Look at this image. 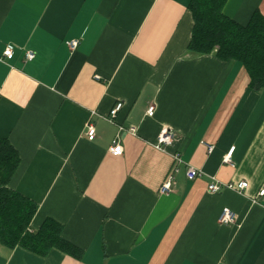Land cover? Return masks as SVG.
I'll return each instance as SVG.
<instances>
[{"label":"crops","instance_id":"0c3cea01","mask_svg":"<svg viewBox=\"0 0 264 264\" xmlns=\"http://www.w3.org/2000/svg\"><path fill=\"white\" fill-rule=\"evenodd\" d=\"M191 1L0 0V140L21 159L10 188L38 206L32 231L51 220L81 252L0 243V264H264V89L239 62L188 52ZM255 12L264 0L224 7L241 26ZM165 128L177 136L162 152ZM189 166L201 177L189 181ZM240 181L245 194L208 190ZM224 208L234 223L220 224Z\"/></svg>","mask_w":264,"mask_h":264},{"label":"trees","instance_id":"16d2710c","mask_svg":"<svg viewBox=\"0 0 264 264\" xmlns=\"http://www.w3.org/2000/svg\"><path fill=\"white\" fill-rule=\"evenodd\" d=\"M228 0H192L194 19L192 40L188 52L207 55L216 51L223 61L242 64L256 91L264 89V15L255 12L246 26H241L224 14ZM21 163L18 151L6 139L0 140V243L18 246L41 256L53 248L80 258L81 252L62 238V227L53 221L38 230L31 223L38 206L10 188Z\"/></svg>","mask_w":264,"mask_h":264},{"label":"built area","instance_id":"2783aa9c","mask_svg":"<svg viewBox=\"0 0 264 264\" xmlns=\"http://www.w3.org/2000/svg\"><path fill=\"white\" fill-rule=\"evenodd\" d=\"M78 45L77 41H73L70 43V47L72 49H75ZM14 55L13 47H8L4 52V57L6 59H12ZM35 55L32 52H29L26 56L28 60L34 59ZM99 78V77H98ZM124 105L122 103L117 104L114 109L111 111V115L109 117V121L114 122V120L117 118L118 113L122 110ZM156 108L154 106H151L148 109V116L153 117L155 114ZM119 130L123 133H129L131 135H137V129L131 127V128H125L121 126ZM88 136L89 140L92 141L96 137V130L93 126H90L88 130ZM176 132L173 129L165 128L162 129L160 132L157 142L154 145V147L162 152H166L168 148L174 145L176 141ZM110 153H112L114 156H121L124 153V148L120 143L119 136L116 137V139L113 141L112 146L110 147ZM235 148L232 147L228 154L224 157V163L233 165L232 164V155L234 154ZM174 159V166L172 168V171L168 175L165 183L161 187L162 193H170L172 191V185L174 180V173L177 171V166L179 163L182 162L181 157L176 154L173 156ZM202 172L192 166H189L187 168L186 176L189 181H194L197 178L201 177ZM249 183L247 181H240V182H231V183H211L208 186V190L210 193H219L222 190H231L240 194H245L248 190ZM258 197L264 198V188L260 189L258 192ZM236 220V215L233 211H231L229 208H224L220 218L219 222L220 224L229 225L231 223H234Z\"/></svg>","mask_w":264,"mask_h":264},{"label":"bare ground","instance_id":"6f19581e","mask_svg":"<svg viewBox=\"0 0 264 264\" xmlns=\"http://www.w3.org/2000/svg\"><path fill=\"white\" fill-rule=\"evenodd\" d=\"M113 109H114V108H113ZM113 109H112V110H113ZM112 110H111V111H112ZM110 115H111V112H110Z\"/></svg>","mask_w":264,"mask_h":264}]
</instances>
